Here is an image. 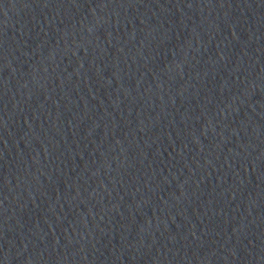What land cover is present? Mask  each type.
<instances>
[{
  "label": "water",
  "instance_id": "1",
  "mask_svg": "<svg viewBox=\"0 0 264 264\" xmlns=\"http://www.w3.org/2000/svg\"><path fill=\"white\" fill-rule=\"evenodd\" d=\"M0 264H264V0H0Z\"/></svg>",
  "mask_w": 264,
  "mask_h": 264
}]
</instances>
